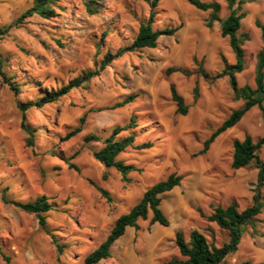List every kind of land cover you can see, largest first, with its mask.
I'll list each match as a JSON object with an SVG mask.
<instances>
[{"label":"rangeland","instance_id":"obj_1","mask_svg":"<svg viewBox=\"0 0 264 264\" xmlns=\"http://www.w3.org/2000/svg\"><path fill=\"white\" fill-rule=\"evenodd\" d=\"M243 1L245 17L238 32L249 39L243 44L245 68L235 78L239 88L254 89L257 53L264 50L254 22L264 24V0ZM98 2L99 12L88 15L83 0H61L53 6V17L33 15L0 36V70L6 77L0 75V264L6 263L5 258L9 264H84L116 219L128 213L146 189L172 173L183 179L161 195L160 208L169 225L151 224L149 212L146 220L137 222L138 230L126 229L112 245L110 256L99 264L183 260L175 244L177 232L188 240L189 233L198 230L209 245L220 247L228 242V232L204 216L217 206L235 204L242 211L252 204L258 169L254 162L231 168L233 141L250 135L257 142L264 136V120L253 107L200 154L203 142L242 101L234 99L227 77L211 83L196 72L201 64L206 73L215 75L224 65L233 64L235 57L228 39L220 36L219 23L206 28L209 12L185 0H158L155 26H181L174 36L161 37L155 49L124 53L80 88L41 108H29L25 123L33 132V143L28 144L30 135L21 129L18 104L35 102L45 91L95 70L107 53L115 54L132 42L149 13L144 0ZM31 4L32 0H0V27L13 25ZM219 4L223 19L229 10L224 1ZM169 67L192 75H166ZM171 85L188 106L184 116L176 114ZM128 96L133 101L114 107ZM82 118L80 133L64 140ZM131 120L133 127L119 137L132 134L135 146L149 143L151 147L128 148L119 155L135 168L124 181L114 168L96 161L93 152L103 147L113 129ZM91 135L99 140L85 142ZM257 154L264 164V146ZM68 162L78 171L70 169ZM260 193L264 195V187ZM42 195L52 204L46 214L47 231L34 214L2 198L27 203ZM243 261L264 262V210L251 225L242 226L237 250L224 264Z\"/></svg>","mask_w":264,"mask_h":264},{"label":"trees","instance_id":"obj_2","mask_svg":"<svg viewBox=\"0 0 264 264\" xmlns=\"http://www.w3.org/2000/svg\"><path fill=\"white\" fill-rule=\"evenodd\" d=\"M61 0H32V4L27 8L19 17L15 20L13 25L6 27H0V36H5L12 26L20 24L24 19L37 15L42 19H49L55 15L54 4ZM99 0H83V4L88 15H95L99 12L101 4ZM149 5V13L146 21L139 24L138 31L132 40V42L119 49L115 54L107 53L100 63L96 65L95 70H89L82 73L79 77L70 80L65 86H61L58 89L45 91L35 102H23L18 104L19 110L22 112L21 129L30 135L28 144L33 143V132L29 130L25 123V112L32 107L41 108L46 104L53 103L66 96L72 90L80 88L94 77L100 75V73L108 67L116 58L120 57L124 53H132L142 49H155L158 45V41L161 37H171L176 34L181 26L176 27H164L157 28L155 22L158 17V0H144ZM193 8L202 11L209 12L208 17L205 20V27L211 29L215 22L219 23L220 36L227 38L229 46L234 54L235 62L233 64L224 65L223 69L215 74L209 75L205 72L201 64H198L197 73L202 78L211 83L223 78H228L229 86L232 90L235 100H241L242 105L233 110L229 116L217 127L203 142V148L200 154H204L215 141V139L234 127L243 116L253 107H257L262 119L264 120V50H260L257 53V61L255 65V88H251L248 85L242 87L237 86L235 75L241 73L245 68L244 63V50L243 44L249 38L245 34H239L241 26V20L245 17V13L242 11L243 0H211V2H202L200 0H185ZM219 1H224L229 10V14L223 18H219L220 4ZM256 28L260 30L261 41L264 44V24L256 20L254 22ZM195 63L196 60L194 61ZM2 62L0 60V69ZM181 73L185 76L192 75L184 69L178 67H169L165 70L166 75L172 73ZM0 75L3 80L6 77L0 70ZM12 90L18 91L19 88L11 86ZM171 100L175 103L176 114L184 116L188 112V106L185 104L184 99L180 96L176 88L171 85L170 88ZM197 86L194 87V95L197 94ZM133 96H128L123 101L115 104L116 107H122L127 103L133 101ZM84 119H80V124L71 129L64 137V140H68L71 137L77 135L81 131ZM134 125L133 120L129 124L122 128H115L104 140L103 147L93 152V158L102 164L106 168H114L122 177L124 181H127V175L135 170L131 164H127L124 161L118 159L119 155L126 151L128 148L135 149H147L151 145L144 143L135 146V138L132 134L119 137L120 132L132 128ZM97 136L85 137V142L98 141ZM264 146V136H262L257 142H253L250 135H245L242 140L233 141V152L231 158V168L238 170L249 166L252 162L255 163L258 169L257 184L254 189V195L252 197V204L242 211L237 209L235 204H230L226 207L217 206L213 209L212 214L204 216L209 222H214L220 229L228 232V242L224 243L220 247H214L208 244L205 236L198 230H192L189 233L188 240L177 232L175 234V244L179 251V254L184 257L183 260H172L171 264H224L225 258L236 252L237 246L241 239V228L244 225H251L255 218L260 215L264 210V195H261L260 189L264 187V164L260 161L257 150ZM78 152L74 153L70 159L76 157ZM70 169L78 171V168L68 162ZM105 179V176H104ZM183 177L172 173L166 177V179L159 181L145 190L139 202L134 205L128 213L119 216L105 239L85 258L84 264H99L101 261L107 259L110 256V250L112 245L119 240L124 234L127 228H134L138 230L137 222L139 220H146L149 212L151 213V224H158L166 227L169 225V221L164 216L160 205L161 195L172 191L175 187H178ZM93 184L92 182H90ZM100 194L106 195V192L95 186ZM5 203H12L16 208L21 211L34 214L37 218L39 226L47 231L46 214L52 210V204L48 198L44 195L35 198L32 202L19 203L9 202L5 196L2 197ZM60 248V247H59ZM5 264H9L8 258H5ZM239 264H264L252 263L249 261H243Z\"/></svg>","mask_w":264,"mask_h":264}]
</instances>
